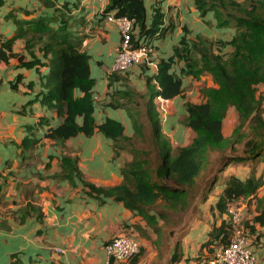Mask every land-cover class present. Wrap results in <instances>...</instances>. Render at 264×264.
I'll use <instances>...</instances> for the list:
<instances>
[{
  "label": "crops",
  "instance_id": "1",
  "mask_svg": "<svg viewBox=\"0 0 264 264\" xmlns=\"http://www.w3.org/2000/svg\"><path fill=\"white\" fill-rule=\"evenodd\" d=\"M108 2L2 0L0 39L12 37L23 20L42 16L55 28L66 18L68 31L81 37V48L88 54L89 75L94 80L95 122L105 117L120 121L123 134L138 145V131L128 113L141 111L142 106L138 100L121 98L117 91L130 87L144 94L157 62L172 54L180 36L193 39L199 34L212 41L228 40L233 28L216 26L212 10L201 16L194 0H143L144 23L149 24L153 7L157 5L166 28L164 34L147 40L153 49L142 62L110 73L120 33L105 19ZM39 40L29 51L23 37H13L10 50L14 55L0 61V264H100L105 258L104 243L118 234H127L139 244L137 253L120 264H204L212 250V242H207L210 225L219 224L229 216L228 211L212 208L222 186V176L231 173L244 178L253 170L254 175L261 174L264 179V155L254 162L227 163L217 173L216 182L206 196L193 198L180 222L161 217L151 208L148 213L153 217L147 220L111 196H92L83 182L104 187L118 184L122 180L120 169L131 154L125 148L115 153L112 140L97 130L90 135L78 132L63 141L44 136L46 129L60 118L54 109L40 101L45 91L48 54L41 50L44 38ZM220 49L227 52L230 46ZM188 62L175 58L170 66V71L180 76V93L168 99H155L158 134L169 142L171 151L189 143L194 136V131L181 121L184 101L205 100L200 88L215 85L209 73ZM194 65L197 69H193ZM149 82L155 90L154 79L150 78ZM259 93L264 106L262 83L256 85L255 95ZM110 101L117 104L111 106ZM237 123L235 108L228 106L221 119L222 135L229 136ZM141 129L146 131L144 125ZM26 135L35 139L26 137L24 141ZM218 156L219 153L211 151L206 157L198 176L203 180L199 190H203L214 172ZM263 197L264 181L254 195L229 205L240 212L245 208L244 219L252 225L249 247L254 264H264V224L253 221L246 211ZM176 252V258L172 259Z\"/></svg>",
  "mask_w": 264,
  "mask_h": 264
},
{
  "label": "trees",
  "instance_id": "2",
  "mask_svg": "<svg viewBox=\"0 0 264 264\" xmlns=\"http://www.w3.org/2000/svg\"><path fill=\"white\" fill-rule=\"evenodd\" d=\"M194 4L201 16L212 10L216 26H230L233 34L228 40L215 41L199 34L193 39L180 36L172 54L157 62L155 72L147 79L144 94L130 87L117 91L121 98L138 100L142 106L141 111L128 113L143 141L138 145L123 134L120 121L105 117L99 123L95 122L94 80L89 75L88 54L81 48V37L68 31L66 18H62L55 28L50 27L42 16L23 20L17 22L12 37L0 39V61H6L14 55L10 50L13 37H23L24 46L29 51L34 39L44 38L41 50L43 54H48V70L40 101L54 109L60 118L57 124L46 129L44 136L63 141L78 132L90 135L97 130L112 140L115 153L118 149H127L131 157L120 169L122 180L118 184L109 187L90 182L83 184L92 196H111L147 220L153 217L148 213L151 208L167 219L175 220L176 216L170 214L175 212L181 215L176 218L180 222L193 198L206 196L216 182L217 173L227 163L254 162L264 155V106L261 105V97L255 95L256 85L264 84V0H194ZM104 10L105 13L113 10L115 16L133 19L138 26V36L146 41L152 36L163 35L166 29L157 5L153 7L149 24L144 23L143 0H109ZM34 33H38L39 37H34ZM224 45H229L230 50L221 51L220 47ZM214 46L218 48L215 50ZM175 58L187 59L188 63L198 65L199 70L209 72L216 86L201 88L206 97L203 101H184L181 121L194 131V136L189 143L171 151L169 142L158 134L154 110H157L155 99H168L182 90L180 76L170 71ZM32 60L37 61V58ZM150 78L154 79L155 90L149 82ZM75 90L80 93L75 94ZM108 103L111 106L117 104L113 101ZM231 105L237 112L238 123L229 136H223L221 119ZM77 117H80L79 122ZM142 125L146 131H142ZM244 126L248 128V133L243 136L241 127ZM26 137L35 139L27 135L22 139L25 141ZM235 144L238 146L235 147ZM210 151L219 153L214 172L206 180L203 190L198 189L199 194L191 195L195 178L200 176L202 166L207 162L206 153ZM263 181L261 174L254 175L253 170L244 178L231 173L222 176V186L212 208L226 213L232 203L254 195ZM263 217L264 209L252 220L264 224ZM244 224L252 229L247 221ZM232 228L228 218L210 225L207 242H212L211 253L214 247L227 242ZM176 254H172V259L176 258Z\"/></svg>",
  "mask_w": 264,
  "mask_h": 264
},
{
  "label": "built area",
  "instance_id": "3",
  "mask_svg": "<svg viewBox=\"0 0 264 264\" xmlns=\"http://www.w3.org/2000/svg\"><path fill=\"white\" fill-rule=\"evenodd\" d=\"M105 19L112 22L120 33L114 47V56L110 72H120L135 63L142 62L152 51L153 46L138 36V26L133 19L115 16L113 11L105 14ZM233 228L225 244L214 247L204 264H254V255L249 247L248 232L241 223L238 208L228 207ZM137 240L127 234L110 237L104 243L105 258L100 264H120L132 258L138 251ZM55 250L60 251L59 248Z\"/></svg>",
  "mask_w": 264,
  "mask_h": 264
},
{
  "label": "rangeland",
  "instance_id": "4",
  "mask_svg": "<svg viewBox=\"0 0 264 264\" xmlns=\"http://www.w3.org/2000/svg\"><path fill=\"white\" fill-rule=\"evenodd\" d=\"M13 25H14V27H15V23H13ZM219 27H222V26H219ZM34 35V37H39V34L38 33H34L33 34ZM39 39L37 38V39H34L33 40V44L35 43V41H38ZM40 41V40H39ZM43 44V43H42ZM193 55H195V54H193ZM194 58H196L195 56H193ZM197 66V68H199V66L198 65H196ZM196 66L194 65V68L193 69H197L196 68ZM205 72H207V71H205ZM207 73H209V72H207ZM210 74V73H209ZM211 75V74H210ZM212 76V75H211ZM212 81H213V83L215 84L214 86H216V83L214 82V80L212 79ZM204 87H206V86H203V87H201V88H204ZM213 87V86H212ZM201 88H200V90H201ZM257 97H261V94L259 93V94H257L256 95ZM241 131L243 132V136L245 135V134H247L248 133V128L247 127H241ZM137 140L140 142V144L141 143H143V141H142V139H141V137H138L137 138ZM151 143V142H150ZM146 144H148L149 145V140H147V143ZM235 147L236 146H238L237 144H235L234 145ZM173 151H174V149H173ZM211 152V151H210ZM210 152H207V154H206V157L208 158V156H209V153ZM208 169V168H207ZM201 175V174H200ZM202 179H201V177H196V179H195V185L193 186L194 188L193 189H191V191H190V194L191 195H194L193 193H196V194H198V187L197 186H199L200 184H202ZM256 202V201H255ZM264 207V197L263 198H261V199H257V202H256V206H253V207H251L250 205L248 206V210L246 211L247 212V214H250V216H252L253 217V215L255 214V213H257V212H260V210H262V208ZM242 208H243V205H242ZM243 210H244V212H245V208H243ZM238 211H240V210H238ZM184 212V211H183ZM244 212H240V215H241V223H242V225H243V227H246L245 229L247 230V232H248V236H252V234L251 233H253V232H251L252 230H250L249 228H247V226L244 224V222L246 221V219H244ZM171 215H173V216H176V218H179L181 215H179V214H176L175 212H171L170 213ZM246 214V213H245ZM229 217H230V215H229ZM228 233H229V230L227 231V235H228ZM230 234V233H229Z\"/></svg>",
  "mask_w": 264,
  "mask_h": 264
},
{
  "label": "clouds",
  "instance_id": "5",
  "mask_svg": "<svg viewBox=\"0 0 264 264\" xmlns=\"http://www.w3.org/2000/svg\"><path fill=\"white\" fill-rule=\"evenodd\" d=\"M114 13V12H113Z\"/></svg>",
  "mask_w": 264,
  "mask_h": 264
}]
</instances>
